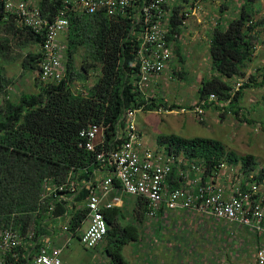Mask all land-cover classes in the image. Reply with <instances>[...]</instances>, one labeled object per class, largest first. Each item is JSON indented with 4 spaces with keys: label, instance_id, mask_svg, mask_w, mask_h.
Masks as SVG:
<instances>
[{
    "label": "trees",
    "instance_id": "obj_1",
    "mask_svg": "<svg viewBox=\"0 0 264 264\" xmlns=\"http://www.w3.org/2000/svg\"><path fill=\"white\" fill-rule=\"evenodd\" d=\"M262 1L243 0L237 18L227 25L216 24L210 32L208 58L212 76L201 80L198 102L211 94L218 102L227 101L231 89L229 81L234 77L246 76L253 61L257 29H264V15L259 20L255 19L261 11ZM37 5L43 13L55 15L63 3L62 0H38ZM180 9L182 7H175L171 16L170 41L174 40V34L181 35L183 30L184 14H179ZM2 18L0 2V25L6 36L16 40L21 49L34 48L24 58L23 68L31 73L38 72L41 39L30 31L17 28L10 18L7 21ZM128 32L125 23L123 26L104 15L73 13L65 40V77L58 83L47 84L37 77L36 92L23 93L17 102L8 101L0 106V218L5 224H11L19 235H26L29 230L38 235H50V231L54 230L51 226L57 218L64 217L65 204H54L53 212L49 213L45 208L49 207L50 200L40 202L44 179L50 178L61 184L71 172L75 178L88 180L99 166L90 153L78 147L81 129L90 124H108L110 128L107 129V135L110 136L127 108L138 109L142 104L145 111L179 108L174 104L167 108L165 102L156 103L154 98L145 101L133 92L129 75L134 69L130 68V64L136 57L137 43L129 38ZM9 43L10 40L5 38L1 46L7 53ZM174 46L175 53L180 56L178 39L174 40ZM80 50H84L85 57L77 70L75 60ZM94 67H98L99 76L93 86L85 90L84 94L74 92L71 88L73 82L77 79L85 81L87 72ZM262 75L258 82V77L250 74L231 100L232 113L236 117L239 113L236 105L238 97L247 89L264 87L263 72ZM210 105L214 106L215 103L206 104L204 108ZM156 143L167 152L202 163L206 167V175L211 173L215 164L222 161L228 164L240 162L244 169L256 167L252 156H237L221 142L210 138L161 135L157 137ZM256 178L260 181L264 179V167ZM86 195L87 191L82 188L74 198L76 203L82 204ZM76 208L74 204L68 231L78 237L84 229L87 213L84 209ZM145 211V203L137 199L133 221L139 226L146 219ZM163 213L162 209L158 216ZM103 214L108 232L101 243H105L103 249L106 256L112 259L109 263L128 264L122 250L124 246L138 240L139 227L135 223L119 222L120 218L124 219L120 207L103 210ZM14 252H18L19 258L17 261L10 258L8 262L20 264L23 250Z\"/></svg>",
    "mask_w": 264,
    "mask_h": 264
},
{
    "label": "built area",
    "instance_id": "obj_2",
    "mask_svg": "<svg viewBox=\"0 0 264 264\" xmlns=\"http://www.w3.org/2000/svg\"><path fill=\"white\" fill-rule=\"evenodd\" d=\"M0 2L3 21L10 18L17 28L41 39L37 77L44 84L58 83L66 75L65 45H61L60 36L67 34L73 13L101 14L123 26L125 23L129 38L137 43L136 57L130 64V68H134L129 75L131 89L145 101L150 98L151 82L162 74L172 59L174 40L182 38L174 34L173 41L168 39L174 8L182 7L179 14H184L183 29L188 25L187 20L202 10V0H62V8L55 15H48L40 10L38 0ZM246 81L245 77L236 78L230 84L226 105ZM216 101L213 94L209 95L194 105L193 114L201 121L204 106ZM139 111H145L143 104L138 109H125L110 136L107 135L110 126L103 123L90 124L79 131L78 147L90 153L99 165L88 180L75 178L71 172L61 184L50 178L43 180L40 202L50 200L49 207L45 208L47 212H53L54 204L63 203L66 208L64 217L59 216L55 221L61 222L57 224L59 228L52 227L53 231L67 234L66 241H69L72 235L68 228L75 204L76 209H84L87 213L84 222L87 226L80 231L79 242L87 250L94 249L108 232L103 210L117 207L116 202L125 195L145 203L147 219L154 220L165 206L170 211L198 212L217 223L234 225L244 232L264 237V179L256 178L263 167L254 173L255 170L242 166L244 173L240 175L234 170L236 164L222 161L206 175V167L200 162L145 145L135 123ZM174 169H177L176 178L188 187L167 189L166 183L175 175ZM82 188L87 195L82 204H77L74 198ZM53 231L50 235H38L29 230L21 236L0 218V264H10V258L17 261L18 252L14 250L18 249L23 250L20 264H62V247L54 243ZM255 257L258 264H264V247L256 250Z\"/></svg>",
    "mask_w": 264,
    "mask_h": 264
},
{
    "label": "rangeland",
    "instance_id": "obj_3",
    "mask_svg": "<svg viewBox=\"0 0 264 264\" xmlns=\"http://www.w3.org/2000/svg\"><path fill=\"white\" fill-rule=\"evenodd\" d=\"M242 1L202 0L204 11L212 16L208 15L207 18H204L207 14L198 16L201 24L196 29L190 24V21L195 18L188 19L182 38L178 40L180 56L175 53V46H172V59L162 72V79L156 85L157 94L162 100L171 101L172 104L179 103L180 107L185 108L182 109L185 112L180 110L181 108L174 109L171 114L163 110L139 111L135 116V123L145 145L163 151L164 148L156 143L157 137L161 135L210 138L221 142L227 150L234 152L237 156H252L256 166L252 169L255 170L254 173L264 167V87L247 89L242 95V102L245 101L246 104L244 106L246 114L243 111L246 117L241 114L237 117L231 115L223 121L221 115H211L206 117L205 121L204 110V118L200 122L193 114L201 79H209L212 76L208 58L210 33L206 31L208 28V30L211 29L210 25L215 22L213 20L221 15L219 9L225 12V18L224 15L220 16L223 19V25L237 18L238 15L234 11L235 8L239 10ZM260 4L261 11L255 17L256 20L264 15V1ZM210 5L211 11H209ZM257 31L256 56L252 59L250 73L246 72L245 78L248 79L250 74H254L260 82L263 77L262 72L264 73V29L259 28ZM5 38L10 40L8 53L1 49ZM65 40L66 34L61 35V45H65ZM29 51L33 52L34 48H19L17 41L8 38L3 26L0 25V106L8 101L17 102L23 93L36 92L37 72L31 73L23 68L24 58ZM84 57V50H80L75 60L77 70ZM63 59L65 64V56ZM260 68L262 69L259 70ZM98 76L99 69L94 67L87 72L85 81L77 79L71 88L76 93L84 92L93 86ZM187 106L191 109H187ZM235 167L234 170L238 171V174L244 173L240 162ZM135 204L136 198L122 199L123 208L121 209L125 217L122 222L131 217L130 212ZM176 217L177 221L174 222L171 218L167 219L161 230L156 224L157 219H146L143 226L139 228L138 241L129 243L122 250L127 263L258 264L255 254L259 245L264 247V237L260 238L258 245L252 233L251 235L250 232H244L234 225L221 224L216 229L215 224L210 221L203 222L204 219L199 216L188 218L187 214H177ZM57 224L61 222L58 221ZM86 226L87 223L84 224V228ZM104 246L105 243H101L96 248L87 250L80 244L77 236H72L69 243L62 247L60 259L62 264H110L109 260L112 259L106 256Z\"/></svg>",
    "mask_w": 264,
    "mask_h": 264
},
{
    "label": "crops",
    "instance_id": "obj_4",
    "mask_svg": "<svg viewBox=\"0 0 264 264\" xmlns=\"http://www.w3.org/2000/svg\"><path fill=\"white\" fill-rule=\"evenodd\" d=\"M210 4H212V2L210 3ZM202 7V10H200V11H202V13L200 12V11H198L197 12V14H196V12L194 13V15L195 16H193L192 15V17H194L195 18V20L193 19V21H190V24L191 25H193L194 26V28L196 29V27H198L200 24H201V20L199 19V17L198 16H203L204 14H207V15H205L204 16V18H207V17H209L210 15L208 14V13H206L204 10H205V8L203 7V5H202V2H201V6H200V8ZM212 10V8H211V5H210V10L209 11H211ZM221 11V12H220ZM219 12H220V14L221 15H224L225 14V12L223 11L222 12V10L221 9H219ZM234 13H236V14H238V9L237 8H235V11H234ZM209 15V16H208ZM220 15V16H221ZM212 16V15H211ZM218 17V18H216V20L214 19L213 21H215L213 24H211L210 25V27H211V29L210 30H208L207 28V31L206 32H208V33H210L211 31H212V29L214 28V26H216V24H218V23H220V24H222L223 23V19L221 18V17ZM213 18H214V16H213ZM224 18H225V15H224ZM187 22H189V20H187ZM222 22V23H221ZM215 24V25H214ZM203 25V24H202ZM223 25V24H222ZM213 26V27H212ZM184 30V29H183ZM183 30H182V32H183ZM182 32H181V35H182ZM208 43H209V39H208ZM208 48H209V44H208ZM255 56H256V45H255V51H254V53H253V56H252V58L253 59H255ZM251 66V65H250ZM250 66H249V68L247 69V73H250ZM162 75V74H161ZM159 76L158 78H156V79H154L152 82H151V85H150V89H149V97L150 98H154L155 100H156V103H159V102H161V103H163V102H165V104H166V106H167V108H168V106H170V104H172V102L170 101V102H167L166 100H162L160 97H159V95L157 94V92H158V90H157V82L159 81V80H161L162 79V76ZM235 77L234 78H232L230 81H229V83H232L233 81H235ZM202 80V79H201ZM201 83V82H200ZM246 91V90H245ZM244 91V92H245ZM155 92V93H154ZM244 94V93H243ZM197 102H198V98H197ZM196 102V103H197ZM217 102H218V100L215 102V105L214 106H209L208 108H204V110H205V121L207 120V118L206 117H211V115H221V117L223 118V121L226 119H228V117L229 116H231V115H233V116H235V114L234 113H232V107H231V105H230V103H231V101H230V103H228L227 105L225 104V101L224 102H218V104H217ZM195 103V102H194ZM173 104L175 105V106H178L179 108H181L180 110H182V109H185L184 107H180V105H179V103H176V102H173ZM172 104V105H173ZM236 105L238 106L237 107V109H238V115H242V116H245L246 117V115H244V112L246 111L245 110V108H244V106L246 105L245 104V101L244 102H242V96H240V97H238V100H237V102H236ZM188 107V106H187ZM230 107V108H229ZM166 109V108H165ZM209 111H210V113H209ZM244 111V112H243ZM164 112H165V110H164ZM172 112H174V110H172L171 112H168L169 114H171ZM249 112H247V114H248ZM245 114H246V112H245ZM232 116V117H233ZM195 118V117H194ZM203 118H204V116H203ZM203 118H202V120L200 121V122H202L203 121ZM197 119V118H196ZM198 120V119H197ZM233 120V119H232ZM199 121V120H198ZM222 121V123H224ZM233 124V122L231 123V125ZM237 165V164H236ZM174 170H176L175 171V175H173L172 177H170L171 179H169V180H171V181H167V183H166V187H167V189L168 190H173V189H175V188H178V187H180V186H183V187H188V184L186 185V184H182L177 178H176V174H177V169H174ZM115 196H117L118 198L120 197L119 196V194L118 193H116L115 192ZM124 197H126V198H136V197H132V196H122V197H120L121 198V200H118V202H116V206L119 208H123V205H122V199L124 198ZM136 201H137V198H136ZM136 208V204H135V206H134V208H133V210H131V212H130V215H131V217L129 218L128 217V220L126 221V222H128V223H135L134 221H133V212H134V209ZM164 210V213L159 217L158 216V214H157V217L155 218V219H157V221H156V224H157V226L158 227H160V229L159 230H161L163 227H164V223L166 222V220L167 219H169V218H171L173 221L172 222H174V221H177V217H176V215L177 214H179V215H181V214H187L188 215V218L190 217V216H195V218H197L198 216L202 219H204V221L203 222H212L213 224H215L214 226V228H216L217 229V227L219 228V225H221L220 223H217L214 219H209V218H205V217H203L200 213H198V212H187V211H184V210H179V211H170V210H168L165 206H162V208L160 209V211L161 210ZM124 212H126V211H124ZM145 217V216H144ZM188 218H186V220L188 219ZM147 219V218H146ZM146 219H143V220H146ZM154 219V220H155ZM125 220V217H124V219H122V218H120L119 219V222H122V221H124ZM202 221V220H201ZM159 222V223H158ZM123 223V222H122ZM136 227H141V226H143V225H140L139 226V224L137 223H135L134 224ZM59 225H57V223L55 222L51 227H57V228H59L58 227ZM140 231V230H139ZM53 234H55L54 235V243L56 244V245H59V246H61V247H64L65 245H67L68 243H69V241H66V239H67V234H65V233H63V232H61L60 230L59 231H57V230H55V231H53ZM156 234V233H155ZM154 234V235H155ZM251 234V233H250ZM252 235V234H251ZM254 235V237H255V240H256V242H258V245H259V240H260V238L258 237V236H256L255 234H253ZM140 236V235H139ZM263 238V237H262ZM139 239V238H138ZM138 241V240H137ZM259 247H261L260 245H259Z\"/></svg>",
    "mask_w": 264,
    "mask_h": 264
},
{
    "label": "clouds",
    "instance_id": "obj_5",
    "mask_svg": "<svg viewBox=\"0 0 264 264\" xmlns=\"http://www.w3.org/2000/svg\"><path fill=\"white\" fill-rule=\"evenodd\" d=\"M188 109V108H187ZM190 110V109H189ZM172 111V110H171Z\"/></svg>",
    "mask_w": 264,
    "mask_h": 264
}]
</instances>
